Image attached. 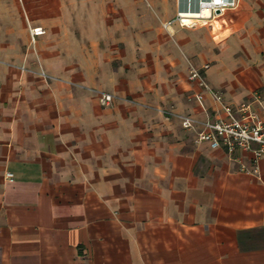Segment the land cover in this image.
I'll use <instances>...</instances> for the list:
<instances>
[{
    "label": "crops",
    "instance_id": "obj_1",
    "mask_svg": "<svg viewBox=\"0 0 264 264\" xmlns=\"http://www.w3.org/2000/svg\"><path fill=\"white\" fill-rule=\"evenodd\" d=\"M177 1L0 0V264H264V154L180 124L222 116L185 56L264 121V0L164 28Z\"/></svg>",
    "mask_w": 264,
    "mask_h": 264
},
{
    "label": "built area",
    "instance_id": "obj_2",
    "mask_svg": "<svg viewBox=\"0 0 264 264\" xmlns=\"http://www.w3.org/2000/svg\"><path fill=\"white\" fill-rule=\"evenodd\" d=\"M178 10L172 21L164 22L166 28L172 23L180 27H193L197 19H210L219 14L236 7L237 0H178ZM202 10L208 14L201 15ZM191 20V23H186ZM31 35H40L43 31L40 28L30 30ZM207 64L199 67L192 63L188 64L187 79L196 83L203 90L207 91L212 100L217 104L222 116L204 120H198L190 115L181 118V127L185 130H194V143H207L211 148H222L227 153L237 150L247 151L252 154L253 160L264 154V121L259 116L252 101L245 100L237 105H231L223 100L220 92L213 90L206 82L205 71ZM260 95L255 93V99ZM113 99L109 93H99L98 101L101 105H108ZM194 100L202 105L200 94L194 95ZM6 177L11 180L12 174L7 173Z\"/></svg>",
    "mask_w": 264,
    "mask_h": 264
},
{
    "label": "rangeland",
    "instance_id": "obj_3",
    "mask_svg": "<svg viewBox=\"0 0 264 264\" xmlns=\"http://www.w3.org/2000/svg\"><path fill=\"white\" fill-rule=\"evenodd\" d=\"M199 22V21H198ZM198 22H196V24L197 25H200V24H203V22H200V23H198ZM221 23H223V22H221ZM223 24H220L219 23V27H214V31H213V33L215 34V35H218V36H221V37H223L224 35H226V33L228 32V31H225V29H224V26H222ZM195 27H197V26H193V27H188V28H191V29H193V28H195ZM209 32V31H208ZM228 34V33H227ZM209 35V34H208ZM216 39H218V38H216ZM228 48H230L231 49V51H232V53H233V55L235 56V57H244V55L245 54H247V49H246V47L245 46H241V45H239V44H237V45H234V44H229L228 45ZM255 49H256V47H254ZM207 50V49H206ZM205 50V51H206ZM214 52L215 53H218L219 51H218V49H215L214 50ZM204 53V52H203ZM206 55V52L204 53V55H202V57L200 58V62H205V63H208L209 64V66H210V62L208 61V58L205 56ZM185 58V61H186V63H187V65L189 64V63H192V64H195L196 62V60H194L192 57H184ZM198 63V62H197Z\"/></svg>",
    "mask_w": 264,
    "mask_h": 264
},
{
    "label": "bare ground",
    "instance_id": "obj_4",
    "mask_svg": "<svg viewBox=\"0 0 264 264\" xmlns=\"http://www.w3.org/2000/svg\"><path fill=\"white\" fill-rule=\"evenodd\" d=\"M208 14V11L207 10H202V12H201V15H203V16H205V15H207ZM199 20H201V19H197L196 20V22H198ZM192 21L191 20H187L186 21V23H191ZM195 22V23H196ZM198 23H200V22H198ZM201 25V24H200Z\"/></svg>",
    "mask_w": 264,
    "mask_h": 264
},
{
    "label": "water",
    "instance_id": "obj_5",
    "mask_svg": "<svg viewBox=\"0 0 264 264\" xmlns=\"http://www.w3.org/2000/svg\"><path fill=\"white\" fill-rule=\"evenodd\" d=\"M215 14H219V11H218V10H216V11H215Z\"/></svg>",
    "mask_w": 264,
    "mask_h": 264
}]
</instances>
